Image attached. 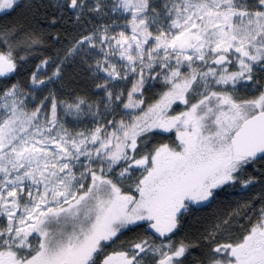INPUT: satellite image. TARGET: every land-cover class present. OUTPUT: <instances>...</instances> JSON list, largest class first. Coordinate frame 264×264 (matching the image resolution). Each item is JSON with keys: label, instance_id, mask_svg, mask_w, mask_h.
I'll return each instance as SVG.
<instances>
[{"label": "snow or ice", "instance_id": "obj_1", "mask_svg": "<svg viewBox=\"0 0 264 264\" xmlns=\"http://www.w3.org/2000/svg\"><path fill=\"white\" fill-rule=\"evenodd\" d=\"M0 264H264V0H0Z\"/></svg>", "mask_w": 264, "mask_h": 264}]
</instances>
